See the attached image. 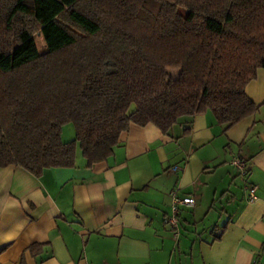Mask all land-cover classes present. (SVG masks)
Instances as JSON below:
<instances>
[{"label": "trees", "instance_id": "16d2710c", "mask_svg": "<svg viewBox=\"0 0 264 264\" xmlns=\"http://www.w3.org/2000/svg\"><path fill=\"white\" fill-rule=\"evenodd\" d=\"M260 68L264 0H0V167L39 176L77 147L90 166L131 123L210 111L226 130L258 111Z\"/></svg>", "mask_w": 264, "mask_h": 264}, {"label": "crops", "instance_id": "0c3cea01", "mask_svg": "<svg viewBox=\"0 0 264 264\" xmlns=\"http://www.w3.org/2000/svg\"><path fill=\"white\" fill-rule=\"evenodd\" d=\"M245 91L260 107L226 130L210 111L167 132L131 123L90 166L77 147L39 176L0 167V264H264V68ZM173 190L195 198L177 236Z\"/></svg>", "mask_w": 264, "mask_h": 264}, {"label": "built area", "instance_id": "2783aa9c", "mask_svg": "<svg viewBox=\"0 0 264 264\" xmlns=\"http://www.w3.org/2000/svg\"><path fill=\"white\" fill-rule=\"evenodd\" d=\"M232 164L237 167L241 175H245L247 170H246V164L243 160L241 159H234L232 161ZM255 191L256 187L251 186L248 189V198L249 200H253L255 198ZM170 197H171V209L168 214L165 215L164 217V222L167 224L173 231L174 236L178 235V225H179V213L180 209L182 207H192L195 205V198L192 195H184L180 196L177 194L175 190L170 192ZM252 264H257L256 259L253 260Z\"/></svg>", "mask_w": 264, "mask_h": 264}, {"label": "rangeland", "instance_id": "374dc122", "mask_svg": "<svg viewBox=\"0 0 264 264\" xmlns=\"http://www.w3.org/2000/svg\"><path fill=\"white\" fill-rule=\"evenodd\" d=\"M36 43L37 47L40 51H44L46 49L44 41L42 37L36 36ZM172 76L177 75V70H170L169 71ZM75 137V129L72 123L66 125L65 129L63 130L62 139L64 141L71 140Z\"/></svg>", "mask_w": 264, "mask_h": 264}]
</instances>
